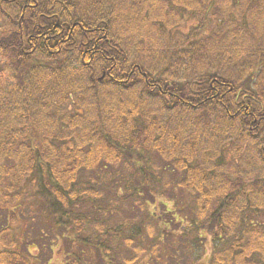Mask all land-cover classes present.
Instances as JSON below:
<instances>
[{
	"label": "trees",
	"instance_id": "16d2710c",
	"mask_svg": "<svg viewBox=\"0 0 264 264\" xmlns=\"http://www.w3.org/2000/svg\"><path fill=\"white\" fill-rule=\"evenodd\" d=\"M0 62V264H264V0H0Z\"/></svg>",
	"mask_w": 264,
	"mask_h": 264
},
{
	"label": "rangeland",
	"instance_id": "374dc122",
	"mask_svg": "<svg viewBox=\"0 0 264 264\" xmlns=\"http://www.w3.org/2000/svg\"><path fill=\"white\" fill-rule=\"evenodd\" d=\"M2 69H3V66H2V63L0 62V72L2 71ZM185 198H186V196H185ZM179 201H181L184 205H185V203H187V201L185 199H183V198L182 199L179 198ZM170 204H171V202H170ZM53 264H58V261H55Z\"/></svg>",
	"mask_w": 264,
	"mask_h": 264
}]
</instances>
